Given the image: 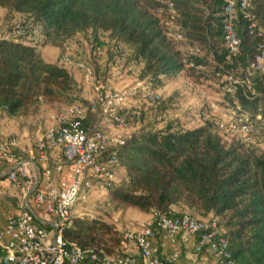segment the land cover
Segmentation results:
<instances>
[{"label": "trees", "instance_id": "1", "mask_svg": "<svg viewBox=\"0 0 264 264\" xmlns=\"http://www.w3.org/2000/svg\"><path fill=\"white\" fill-rule=\"evenodd\" d=\"M169 2L177 10L180 39L163 21ZM225 4L226 0H0V6L28 16V21L20 22L25 38H35L33 30L38 29L44 44H54L58 37L91 30L94 49L99 51L105 46L99 33L108 32L116 39L115 48L132 47L121 61L140 65L138 80L160 84L163 77L185 70L198 76L211 67L232 101L228 77L245 78L258 43L264 41V0H249L247 14L256 22L254 35L247 18L237 12L235 28L241 38L237 53L225 45ZM25 38L0 40V109L8 115L23 114L39 100L69 101L74 89L70 71L45 61L33 40ZM188 47L200 51L190 54ZM115 48L113 56L118 59ZM249 83L250 89L235 85L234 96L253 122L260 115L264 133V72L252 71ZM218 130L212 123L189 129L142 124L118 152L125 180L112 183L107 191L112 200L152 214L181 216L185 212L173 208L180 204L203 219H216L236 264H264V152L245 147L237 138L229 143ZM258 137L248 144L255 145ZM74 221L66 230L68 238L97 251L114 253L118 248L121 232L112 224ZM92 228L115 244L94 241Z\"/></svg>", "mask_w": 264, "mask_h": 264}, {"label": "built area", "instance_id": "2", "mask_svg": "<svg viewBox=\"0 0 264 264\" xmlns=\"http://www.w3.org/2000/svg\"><path fill=\"white\" fill-rule=\"evenodd\" d=\"M248 7L249 0H226L224 39L230 53H237L241 45L235 28L237 12L247 18L249 33L254 35L256 22L248 16ZM163 21L175 38L182 37L173 2L168 3ZM33 33L38 35L39 30L34 29ZM25 34V27L15 23L11 28L0 29V40H19ZM30 39V36L25 38ZM187 50L190 54L200 51L198 47ZM115 52L119 60L129 55V50L122 45ZM61 61L67 63L71 58L65 55ZM80 66L84 70V83L94 87L95 96L86 106L77 99L52 115L51 124L37 135L32 160L15 151V137L0 138V160L6 163V168L0 170V178L19 190L16 213L0 221V264H176L184 250L193 256L189 264L196 262V257L205 251L214 264H236L218 221L189 213L172 217L152 214L146 222L122 230L114 253L82 246L66 236V230L77 218L75 205L95 191H107L112 183L119 181L118 152L132 137L131 120L141 117L135 101L143 97L147 102H158L163 97L146 80L115 88L97 77L88 65ZM247 70L245 78L228 77L227 91L232 94V101L224 102L229 107L227 119L220 121L218 127L250 143L262 134L261 127L241 108L234 96L235 85L250 89L251 72H264V41L258 43ZM91 116L96 117L95 123L90 122ZM54 153L62 161L52 162ZM47 181L49 184L45 186ZM163 248L170 250L166 257L159 255Z\"/></svg>", "mask_w": 264, "mask_h": 264}, {"label": "rangeland", "instance_id": "3", "mask_svg": "<svg viewBox=\"0 0 264 264\" xmlns=\"http://www.w3.org/2000/svg\"><path fill=\"white\" fill-rule=\"evenodd\" d=\"M24 21H28L27 15L11 12L0 6L1 30ZM99 37L100 41L105 42V46L99 51L94 49L95 42H93L91 30L78 32L67 39L58 37L54 44L53 42L47 43L50 44L49 46L57 47L58 53L55 55V62L61 66H67L70 70L74 79L73 93L69 97V101L64 99L54 103H47L43 100L37 101L29 106L22 117L19 118L20 123H25L27 126H34L40 123L41 130H44L51 124L52 115L65 110L77 99L86 106L89 99L95 96L96 91L91 84L84 83V70L80 66L81 64L91 67L97 77L102 81L109 82L115 88L133 86L138 81L141 70L140 65L132 62L127 64L128 60L121 61L114 58L116 39H112L108 32L99 33ZM32 40L36 45H44L45 37L43 34H39L35 38H32ZM123 47L132 52L130 45ZM65 55L70 56V62L61 61V58ZM210 57L213 60L212 56ZM212 70L213 68L206 67L198 76H194L185 70L172 77H163L160 84L154 81L149 82V79H147L146 81L149 82L151 89L159 91L163 97L158 102H147L143 97H139L135 101V106L140 108L141 117L131 120L134 132L142 124L154 129H163L168 124H172V126L177 128L189 129L202 126L206 123H212L214 128L218 130L217 126L219 122L227 119L226 110L229 107L224 102L230 100L224 94L222 80L216 77L212 73ZM237 74L241 75V72L237 71ZM5 113L4 109H0V119L5 117ZM258 116L255 119V123L261 127V123L258 121L260 117ZM95 121L96 117L91 116L90 122L95 123ZM218 132L229 143L236 140L233 134H228L221 130H218ZM3 135L1 134L0 136L2 137ZM37 135L30 133L28 136L31 148ZM256 142L255 145L248 143L244 145L245 147L255 148L257 153L264 152L263 132ZM118 174L120 182L125 180L126 170L123 163H120ZM18 194V188L12 186L4 178H0V221L16 213V200H18L16 196ZM173 208L176 211L205 218L184 205L177 204ZM74 212L77 216L76 220H81L86 222V224H90L93 220H102L108 224H112L119 232L146 222L152 215L150 211H142L135 206L112 200L108 191H95L91 193L90 196L75 205ZM207 217H211V215ZM92 232L94 241H102V243L108 246L115 244L108 239V236L102 235L96 229L92 228Z\"/></svg>", "mask_w": 264, "mask_h": 264}, {"label": "crops", "instance_id": "4", "mask_svg": "<svg viewBox=\"0 0 264 264\" xmlns=\"http://www.w3.org/2000/svg\"><path fill=\"white\" fill-rule=\"evenodd\" d=\"M50 44H44V45H37L38 49L41 53V57L47 61V62H52V63H57L55 62L54 58L55 55L58 53L57 47L55 46H49ZM53 47V48H52ZM66 69H68L67 66H64ZM69 70V69H68ZM70 71V70H69ZM71 73V72H70ZM5 117H2L0 119V135H11L16 138L17 144L15 147V151L22 157L32 160L34 157V145L31 148V145L29 143V134H38L39 131L42 129L41 124H37L34 126H27L25 123H20V117H22L23 114H18V115H8L5 113ZM50 125V124H49ZM5 133H11V134H5ZM1 138V136H0ZM51 161H62V158L58 153H54ZM6 163L0 160V170H4L6 167ZM65 175L68 173L65 172ZM56 180V179H55ZM51 181V180H50ZM49 181V182H50ZM49 182H45L44 185H48ZM52 182V181H51ZM10 195V194H7ZM151 217V216H150ZM170 253V250L168 248H163L160 252L159 255L161 257H166ZM210 254L208 252L202 253L199 256L196 257V262L193 264H214L211 258L210 261ZM193 256L189 251L184 250L182 253L181 258L178 260L176 264H189L191 263V258Z\"/></svg>", "mask_w": 264, "mask_h": 264}]
</instances>
